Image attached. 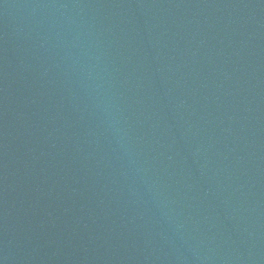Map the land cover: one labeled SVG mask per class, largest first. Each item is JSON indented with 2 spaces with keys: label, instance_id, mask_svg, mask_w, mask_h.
Listing matches in <instances>:
<instances>
[{
  "label": "water",
  "instance_id": "water-1",
  "mask_svg": "<svg viewBox=\"0 0 264 264\" xmlns=\"http://www.w3.org/2000/svg\"><path fill=\"white\" fill-rule=\"evenodd\" d=\"M0 264H264V0H0Z\"/></svg>",
  "mask_w": 264,
  "mask_h": 264
}]
</instances>
